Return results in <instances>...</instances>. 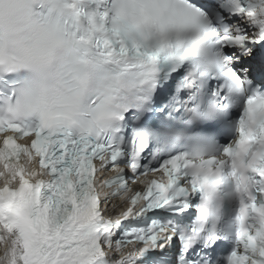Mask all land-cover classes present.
Masks as SVG:
<instances>
[{
	"label": "snow or ice",
	"instance_id": "obj_1",
	"mask_svg": "<svg viewBox=\"0 0 264 264\" xmlns=\"http://www.w3.org/2000/svg\"><path fill=\"white\" fill-rule=\"evenodd\" d=\"M0 134V264H264V0H0Z\"/></svg>",
	"mask_w": 264,
	"mask_h": 264
},
{
	"label": "bare ground",
	"instance_id": "obj_2",
	"mask_svg": "<svg viewBox=\"0 0 264 264\" xmlns=\"http://www.w3.org/2000/svg\"><path fill=\"white\" fill-rule=\"evenodd\" d=\"M108 201L110 202V201H112V200L109 199ZM113 205H118V204H117V200H113ZM113 209H114V208L110 207V208H109V211H110V210H113Z\"/></svg>",
	"mask_w": 264,
	"mask_h": 264
}]
</instances>
